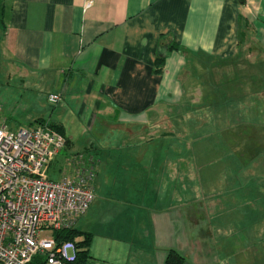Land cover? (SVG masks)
I'll return each mask as SVG.
<instances>
[{
	"label": "crops",
	"instance_id": "obj_1",
	"mask_svg": "<svg viewBox=\"0 0 264 264\" xmlns=\"http://www.w3.org/2000/svg\"><path fill=\"white\" fill-rule=\"evenodd\" d=\"M162 36L189 53L171 51L156 72ZM254 50L259 58L252 61ZM263 60L264 0H0V64L9 76L44 85L48 96L60 94L55 106L66 100L87 115L90 129L102 127L91 144L96 155L83 156L95 177L111 171L112 183H94L95 199L75 225L92 236L90 264H163L171 248L186 264H219L202 221L190 224L180 205H156L151 172L163 163L160 173L170 179L182 169L173 172L171 156L186 162L185 142L166 139L172 130L164 118L182 122L194 111L187 81L205 76L215 99L220 68Z\"/></svg>",
	"mask_w": 264,
	"mask_h": 264
},
{
	"label": "rangeland",
	"instance_id": "obj_2",
	"mask_svg": "<svg viewBox=\"0 0 264 264\" xmlns=\"http://www.w3.org/2000/svg\"><path fill=\"white\" fill-rule=\"evenodd\" d=\"M258 58L259 52L254 50L251 59ZM220 71L215 75L216 80L220 78L214 84L218 88L216 98L211 99L218 112L205 100L211 96L204 84L205 76L193 77L187 81L186 90L194 111L182 115V122L179 115L164 118L165 130H172L166 139H182V151L187 156L185 163H174L171 156L173 172L180 166L182 169L172 173L170 179L165 169L160 173L163 163L151 172V196L156 193V205L188 209L190 224L202 221L203 227L199 229L206 242L214 243L213 247L209 243L208 246L218 254L219 264H264V62H236ZM48 91L40 83H25L18 75L9 76L6 64L1 62V119H7L14 129L31 126L37 118L62 122L70 144L60 151L48 175L54 180L64 175L76 177L92 168L83 154L96 155L91 144L99 139L102 127L90 129L87 115H79L66 100L56 106L50 104ZM173 123L179 128L181 125L182 130L173 127ZM174 149L173 146V152ZM79 155L82 159L75 158ZM169 166L170 162L167 170ZM160 174L165 178H160ZM96 177V187L110 188L105 183H112L111 171L105 168ZM83 216L77 221H82Z\"/></svg>",
	"mask_w": 264,
	"mask_h": 264
},
{
	"label": "built area",
	"instance_id": "obj_3",
	"mask_svg": "<svg viewBox=\"0 0 264 264\" xmlns=\"http://www.w3.org/2000/svg\"><path fill=\"white\" fill-rule=\"evenodd\" d=\"M60 98L49 94L48 101L55 105ZM66 145L47 122L14 129L0 117V264H29L37 254L45 264L74 261L75 242L57 244L54 231L75 226L89 210L95 173L51 179L49 168Z\"/></svg>",
	"mask_w": 264,
	"mask_h": 264
},
{
	"label": "trees",
	"instance_id": "obj_4",
	"mask_svg": "<svg viewBox=\"0 0 264 264\" xmlns=\"http://www.w3.org/2000/svg\"><path fill=\"white\" fill-rule=\"evenodd\" d=\"M167 38V36H162L161 44L159 46V49L157 50L155 60L156 72H160L162 70L165 58L171 51L176 50L179 53L185 55L189 53L185 47L175 43L172 40L168 39V41L166 42L165 40H167ZM205 100L207 101V103L209 102L208 104L211 105L210 107L213 106L210 96H206ZM45 122H47L52 128L58 130L65 136L64 129L61 125L47 121L44 118H37L34 122L31 123V126L35 124H43ZM68 143L69 139L66 137V144ZM91 237L92 236L90 233L83 232L77 229L75 226L69 228H61L54 231V238L57 244H60L64 241H73L78 248L74 261L67 262L66 264H90V260L92 259V256L89 252ZM45 263V256H43L42 254H37L29 264ZM163 264H186V258L177 249L171 248L167 251V255Z\"/></svg>",
	"mask_w": 264,
	"mask_h": 264
}]
</instances>
